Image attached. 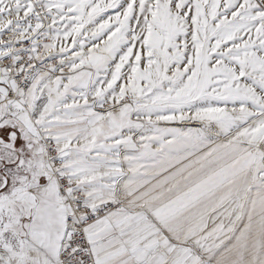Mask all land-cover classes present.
<instances>
[{
  "label": "snow or ice",
  "instance_id": "1",
  "mask_svg": "<svg viewBox=\"0 0 264 264\" xmlns=\"http://www.w3.org/2000/svg\"><path fill=\"white\" fill-rule=\"evenodd\" d=\"M0 264H264V0H0Z\"/></svg>",
  "mask_w": 264,
  "mask_h": 264
}]
</instances>
